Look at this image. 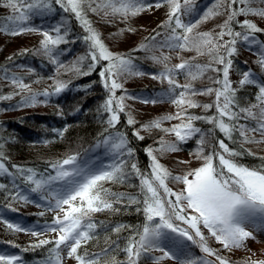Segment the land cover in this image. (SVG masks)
Here are the masks:
<instances>
[{
	"label": "snow or ice",
	"instance_id": "snow-or-ice-1",
	"mask_svg": "<svg viewBox=\"0 0 264 264\" xmlns=\"http://www.w3.org/2000/svg\"><path fill=\"white\" fill-rule=\"evenodd\" d=\"M54 4L74 16L86 33L81 39L87 45V53L70 65L59 59L67 51L60 46L74 42L69 39L71 30L66 18L49 30L29 26L33 17H44L55 11L53 0H3V6L9 8L11 14L0 20V32L12 36L39 32L43 39L37 51L56 65L57 74L63 70L89 76L99 67L98 75L107 97L97 110L106 125L98 147H104L111 162L96 165L81 160L79 153H70L51 162L48 166L51 171L38 172L11 165V169H15L13 172L6 165L8 157L0 146V176L12 178L11 199L43 206L54 213L50 222L33 227L6 220L3 215H0V222L12 232L37 237L35 243L22 249L24 252L52 245L48 256L39 264H65L67 260H74L75 264H143L144 261H151V264L167 261L173 264H234L221 252L246 248V241L255 239L249 225L257 219L264 226V156L259 157L262 161L259 166L241 162L246 155L256 156L246 145L264 144V82L249 69L242 73L238 89L233 87L230 72L238 54V44L250 49L256 46L257 62L264 68V41L256 37L257 33H264V29L249 19H238L241 16L264 17V0H212L195 19L187 20L186 17L196 13L197 0H54ZM161 8L167 9V19L159 26L163 31H155L146 38L147 43L133 51L148 53L146 58L162 67V71L153 74L152 78L168 86L158 98L141 102L167 101L176 111L140 125L132 135L143 141L142 131L156 129L165 135H173L175 140L166 141L161 137L157 142L159 147L148 146L145 152L150 163L148 171H142L133 160L134 149L129 146L127 133L117 129V125L121 113L127 115L129 126L137 124L131 114L126 113L125 102L138 98L127 94L123 81L129 76L145 73L138 70L134 57L109 49L89 19V13L106 22L115 19L127 22L144 12ZM219 16L226 18L217 26L218 32L197 30L201 24ZM172 52H176L179 63H171ZM183 52H195V56L185 59L181 55ZM204 56L208 57L207 63L197 62ZM85 60L90 61L87 71L81 69ZM33 71L28 69L30 73ZM180 77L184 78V83H180ZM205 77L211 86L197 88L196 82ZM49 79L53 82L48 88L35 92L31 84L12 76L14 92L0 95V101L11 100L13 95L23 93L20 106L31 107L37 103L38 96H59L68 89V82L56 76ZM246 85H256L258 93L255 102L242 105L237 93ZM118 91L120 95H117ZM197 96L214 99L211 103L201 104L195 99ZM196 108L206 114L196 115L189 111ZM173 120L178 123L163 126L165 121ZM197 121L211 127H197ZM217 130L222 138L215 135ZM64 131L67 129L58 134L62 136ZM193 139L197 147L190 155L200 162L199 166L188 167L182 174L174 175L160 162L157 154L163 156L181 151V146ZM226 141L239 147H230ZM180 163L190 165L191 161ZM133 176L139 180L137 195L113 192L106 187L109 183L130 182ZM170 183L182 187L174 191L169 187ZM22 186L25 191L20 190ZM128 186L132 185L129 183ZM5 187L0 183V189ZM29 193L35 194L36 198ZM118 205L125 210L137 205L135 211L142 213L144 222L139 226L109 225L94 219L98 213H120ZM8 207L11 208V204ZM44 214L43 211L39 213L40 216ZM124 232L128 235L122 237ZM47 233L55 234L54 238H39ZM101 233L104 234L103 246L99 247ZM209 238L221 248L211 247ZM92 242L97 243L98 251L90 250ZM8 243L14 248L20 247L11 241ZM193 245L204 255L194 256ZM120 253H123V259L119 258ZM254 255L246 257L241 264H264V259H253ZM0 264H25V261L22 255L0 250Z\"/></svg>",
	"mask_w": 264,
	"mask_h": 264
},
{
	"label": "rangeland",
	"instance_id": "rangeland-1",
	"mask_svg": "<svg viewBox=\"0 0 264 264\" xmlns=\"http://www.w3.org/2000/svg\"><path fill=\"white\" fill-rule=\"evenodd\" d=\"M211 1H206L200 4H196V13L192 17H186L185 19H195L199 13L203 11V9L208 6ZM167 9L166 8H161L159 10H154V11H148L144 12L138 17L132 18L128 20L127 22H121L119 19L112 20V22H106V20L101 19L99 16L89 13V19L92 21L93 26L96 28L97 31L101 33V37L104 40V43L109 47V49L115 53H121V54H126L130 52L133 49H138L139 46L142 43H147L146 38L151 37L154 35L155 31H163L159 26L167 19L166 16ZM10 9L7 7L3 6V0H0V20H3L5 17L10 15ZM226 18V16H219L213 19L208 20L207 22L203 23L200 25L198 31H214L218 32L220 29L217 27L219 24L223 23V20ZM254 19L257 23H260L264 20L259 19ZM264 18V17H263ZM67 19V18H66ZM111 19V18H109ZM33 18L29 21V26L35 27L37 29H43V30H49L51 26H54L58 24L59 22H53L51 26L48 27H42V24L38 23L37 26L30 24L32 22ZM61 22V21H60ZM79 21H78V23ZM41 26V27H40ZM70 27V24H69ZM79 30H81V35L80 37H83L86 35L84 29L81 27V25L78 27ZM133 29V31H127V29ZM71 29V27H70ZM121 29H124L125 31H121ZM71 34V33H70ZM74 38L73 36L69 39L72 40ZM162 37H157V39H161ZM43 39L42 35L39 32H25L22 35L18 36H12L5 34L3 32H0V62L6 63L10 61L13 57L15 56H21L22 54L28 52V51H33L34 55L36 53L37 58L43 60L45 64L51 65L53 70L55 71L54 76L62 77L64 74H71L75 76H80L72 72H64L61 70L59 74L56 72V65L51 64L47 57H45L42 53H39L37 50L40 48V41ZM79 39V38H78ZM82 40V39H79ZM61 49H67L68 44L66 45H61ZM64 47V48H63ZM84 47V48H82ZM78 49L76 48L77 51H74L72 54L68 56V58L63 59L62 55L59 57V59L65 63L66 65H70L78 57L85 56L84 52L87 49V45H83ZM167 51V50H166ZM66 52V51H65ZM64 54V52H63ZM159 55V52L156 53ZM148 53H146L143 50L136 51V53L132 56L134 57V63L137 66L138 70L142 71L145 73V75L141 76H129L127 77L123 83H124V89L126 90L127 94L132 97H137L138 99H127L126 100V113H130L131 116L137 121V125L135 128H139L140 125L145 124L149 121L155 120L159 117L166 116L168 114H174L176 111V108L174 105L167 101L163 102H158V103H143L141 102L143 99H152V98H158L166 89H167V84L166 83H161L160 80L158 79H153L152 75L157 74L160 71H162V67L158 64L153 63L150 59L146 58ZM173 59L171 63H179L180 61L176 58V52L171 53ZM181 55L187 59L189 57L195 56V52H183ZM197 62L203 64L208 62V57H199ZM19 69H16V71H13L14 74H24L28 75L31 80H34L35 82V70L33 72H28V69L18 67ZM99 70V69H98ZM233 69L230 73V79L233 82V87L240 88L239 86V80L242 78V73L239 72H233ZM31 75V76H30ZM98 75V71H97ZM209 75H214L209 73ZM33 76V77H32ZM99 77V75H98ZM100 78V77H99ZM59 79V78H58ZM180 83H184L185 80L183 77H180ZM53 81H49V84L51 85ZM101 84V81H99ZM12 85V84H11ZM7 84V86H11ZM102 85V84H101ZM13 86V85H12ZM195 86L197 88H203L210 85V81H208L207 77L202 79L201 81H197ZM12 88V87H11ZM245 90V88L242 89V91ZM10 94L14 92V90H9ZM246 91V90H245ZM95 92V91H94ZM121 92L118 91L117 95H120ZM213 97H208V96H197L195 99L203 104V103H210V100ZM104 101H101V104ZM94 104V103H93ZM97 104V103H96ZM100 104V105H101ZM99 106L96 108V113L94 112V107H92V112H93V121L100 123L102 120L101 114L97 111L99 109ZM64 106V105H60ZM30 107L23 106L21 107L20 110V115H29L32 116V113L35 112L34 107L29 110ZM63 112H71L72 109L68 106L65 105V110L62 109ZM90 110V111H91ZM189 111L193 114L196 115H204V112L200 108L196 109H189ZM96 114V116H95ZM125 117L127 118V115L123 113ZM206 114V113H205ZM2 117H11L9 114L3 113ZM200 122L202 121H197L196 126L201 127L202 129H208V127L200 126ZM178 123V121H165L164 122V127H170L172 124ZM28 126L31 125L32 130L35 131V123L32 121L26 122ZM134 128V130H135ZM73 125H71V128H69V135L67 138H74L76 130L73 129ZM141 135L145 136V139L142 141L143 145V152L145 154V171H148V165L150 163V159L147 156L145 149L148 146H152L154 148L159 147V144L157 143L161 137L164 138L166 141H174L175 137L173 135H165L163 132L153 129L151 132H141ZM216 136H219L222 138V134L219 133L217 130L215 133ZM12 139V138H9ZM20 140V139H19ZM21 141V140H20ZM63 141V140H62ZM64 142V141H63ZM229 143V145H233L230 142L226 141ZM21 145L27 148H34L35 145H30L28 146L25 144L23 141H21ZM65 143L60 146L64 147ZM182 150L178 152H168L165 153L163 156L158 155V158L160 159V162L168 168L174 175L175 174H182L184 171L188 169V167H197L199 166V161L193 160L192 156L190 153L195 150L197 147L195 139L189 141L186 144H183ZM247 148H250L252 151L258 154L259 156H264V144L256 145V144H249L246 145ZM2 151H4L2 149ZM35 152V150H33ZM27 152L24 150H15V154H19L24 158H29L35 153ZM99 152V153H98ZM96 152V150H93L92 153L88 155V160L86 161H91L95 163L96 165H105L110 163V156L106 153L104 147H101V150ZM247 158H250L249 155L246 156ZM254 157V156H251ZM180 161H191L190 165L182 164ZM132 162V161H130ZM247 165V163H246ZM51 171V169L49 170ZM14 172V171H13ZM4 179H6L7 182H9V177L3 176ZM12 179V178H11ZM1 183V182H0ZM18 183V181H17ZM129 183L132 186H128ZM139 180L135 178L134 176L132 177L130 182H126L125 184H106V187H109L113 192L117 193H129L133 195H137L139 193ZM169 187H171L174 191H178L182 186L177 185L175 183H170ZM21 191H25V188L22 186ZM13 194V187L7 188V190L4 192L3 189H0V215H3V217L6 220L10 221H16L23 223L29 227L36 226L37 224L43 225L45 222H50L52 220V217L54 213L48 212L45 210V208L42 207H37L33 203H24L21 201H16L11 199V195ZM32 195L33 198L35 199L36 196L35 194H30ZM39 203L43 204L42 201H38ZM3 204L4 206H2ZM11 204V208L17 209V211L12 212L11 208L8 207V205ZM3 207L4 209H1ZM121 207V212L118 214H112L108 212H103V213H98L100 218L103 217V219H112V220H120L121 216H133V219L138 217L144 222V217L142 213H137L135 211V208L137 206L132 205L131 207L127 208L126 210L124 209L123 206ZM6 208V209H5ZM45 212L43 216H40V212ZM21 215V217L19 216ZM27 219H26V218ZM132 220V219H131ZM128 221V224L130 223L132 226H138L134 225L133 221ZM108 221V220H107ZM126 224V223H122ZM249 229L253 230L255 239H249L246 241V248L242 249H234L231 252L229 251H222L221 254L228 257L230 260L235 261L237 264H241V262L248 256H250L252 253H255V255L252 257L253 259H264V226H262V223L259 219H257L254 223H251L249 225ZM0 235L3 236V238H0V240H4L6 242H13L15 244H18L21 246V248L24 249L27 248L30 244L35 243V238L30 234L27 233H16L8 230L3 222H0ZM205 235L207 236V231L205 230ZM50 236L51 238H54L55 234L53 233H47L44 236L39 237L40 239L47 238ZM102 239V238H101ZM100 239V241H101ZM214 240L209 238V245H214ZM94 243V242H92ZM9 244V243H8ZM215 248L220 249L221 246L215 242ZM194 245L191 246V250L193 255L195 256L197 254V250L193 249ZM20 248V247H19ZM51 248V246L47 247L46 254L45 256L35 254L32 257H29L27 260L24 259L25 264H39L40 261H43L47 256H48V249ZM1 250H7L10 253H16L14 249L12 248H4L0 245ZM250 250V251H248ZM199 251V250H198ZM196 252V254H195ZM202 253V252H201ZM18 255H20L18 253ZM155 255H159V253H156ZM123 259V258H120ZM148 262V263H147ZM65 264H75L74 260H67ZM143 264H151V261H144ZM165 264H173L171 261L165 262Z\"/></svg>",
	"mask_w": 264,
	"mask_h": 264
},
{
	"label": "trees",
	"instance_id": "trees-1",
	"mask_svg": "<svg viewBox=\"0 0 264 264\" xmlns=\"http://www.w3.org/2000/svg\"><path fill=\"white\" fill-rule=\"evenodd\" d=\"M206 1L209 2L211 0H197V5ZM53 7L55 9L53 13L44 17H33V20L32 22H30V24H35V26H37L38 23H40L42 24V27L45 28L51 26L53 22L60 23L62 19L67 18V21L71 27L70 38L73 36L74 38H72V41L74 42H70L68 44V48L66 49L67 51L62 54V58L66 59L74 51H77V47L79 49L80 47L85 45V43L83 42V40H79L81 39V30H79L78 28L80 25L77 24L78 21L75 19V17L71 16L68 13H64L58 5L54 4V0ZM256 17L258 16H241L238 19H249L252 22L256 23L258 27L264 29V21L257 23L254 20L257 19ZM258 18L264 20L263 17ZM236 30H240L238 26L236 27ZM256 37L258 40L264 41V33H257ZM237 47L238 54L234 58L233 72L243 73L244 71L250 69L253 73H255L259 81L264 82V68H261L260 64L257 62L259 56L256 46H253L250 49L244 44H238ZM133 50L126 53L125 55L133 56L136 53V51ZM33 53V51H28L21 56L13 57L6 63L0 62V95H8L10 94L9 90H14V86L11 85L12 76L20 77L24 80V82L31 84V87L35 92H42L44 89L49 87V81H52L51 79H49V77H54L55 71L53 70L51 65L45 64L43 60L37 58L36 53L35 55ZM86 53L87 49L85 50L84 55H86ZM89 62L90 61L88 60L83 61L81 65V69L83 71H87V64ZM18 67L34 69L35 82H33L34 80H31L27 74H14L13 71L19 69ZM98 69L99 67L97 68V71H99ZM97 71H94L89 76H75L71 74H64V76L58 77L60 80L68 82V89L59 96H52L49 98L38 96L37 103L29 108V110H31V108L33 107L35 108L33 109L35 110V112L32 113V116H19L21 107H23L20 106L22 96L24 95L23 93L21 95H13V98L11 100L0 101V146H2V149L4 150L3 152L8 157L5 163L7 166H9L10 169L11 165H19L24 168H33L38 172H44L46 169L49 171L50 168L48 166L51 162L59 160L67 154L79 153L81 160L86 161L88 160V155L92 153L93 150H96V152L101 150L102 146L98 147V144L102 139L101 133H103L106 125L102 123V120L98 124L97 122L93 121L94 116L92 117L93 112L91 109L92 107H94L93 110L94 112L96 111V108L101 104V101H104L106 99L107 92L99 83L100 78L97 75ZM7 84L11 86H7ZM243 88H245L246 91H242ZM243 88L240 89L237 93L238 97L240 98L241 104L246 105L249 101L255 102V96L258 93V87L256 85H246ZM213 99L214 97L210 100V103L213 101ZM65 105H68L72 109V111L63 112L62 109L65 110ZM3 113L9 114L11 115V117H2ZM30 121L35 123V131L32 130L33 127H31V125L28 126L26 124V122L30 123ZM126 121L127 118L123 113H121V118L119 124L117 125V129L127 133L129 146L134 149L133 160L138 164L142 171H145V154L142 147L143 142L132 135V132L134 131V128L137 124L134 126H129ZM71 125H73V129L76 130L75 137L67 138ZM199 125H205V127L208 128L211 127V125L205 124L204 122H200ZM65 128L67 129V131H64L62 136L59 135L58 132L64 130ZM19 139L28 146L35 145V147H24L21 145V141ZM64 143V147L60 148V146ZM229 146L236 148L239 147V145ZM15 150H24L28 153L35 150V152L33 151L35 155L29 158H24L19 154L14 155L13 153ZM246 156L242 158L241 162L244 164L247 163L248 166L255 167L259 166L262 163L259 158L261 156H259L258 154L254 157L250 156V158H247ZM11 171L15 172V169H11ZM0 182L6 186L5 189H3L4 192L7 190V188L11 186L13 187L11 178L9 179V182H7L3 176H0ZM1 205L4 206L3 204ZM94 219L96 221H103L109 225L117 223H126L127 225H131L130 223L128 224V221H130L131 219L134 225L139 226L143 223L142 217L140 220L138 215L136 219H133V216H121L120 220L118 221L109 218L103 219V217L100 218L99 214H96ZM103 235L104 234L101 233L102 239L98 242L99 247L103 246ZM127 235V232L121 234L122 237ZM0 238H3V236L0 235ZM47 239L53 238L48 236ZM113 239H115V236H113ZM0 241L3 243H8L2 239ZM36 241L37 238H35V242ZM49 246L52 247V245H47L44 248L26 252L22 251L23 248H21L20 246V248H15V250L17 253L22 255L24 259L27 260L29 257H32L35 254L43 256L47 255L45 249H47V247ZM99 247L97 246L96 242L90 244V250L92 251H98ZM211 247H216L215 242L214 245H211ZM193 249L197 250V254L195 252V256L204 255L203 253L198 251L199 249L196 246H194ZM119 258H123V253H120ZM233 262L234 264H237L235 261Z\"/></svg>",
	"mask_w": 264,
	"mask_h": 264
},
{
	"label": "flooded vegetation",
	"instance_id": "flooded-vegetation-1",
	"mask_svg": "<svg viewBox=\"0 0 264 264\" xmlns=\"http://www.w3.org/2000/svg\"><path fill=\"white\" fill-rule=\"evenodd\" d=\"M12 249H14L15 250V248H12ZM16 251V250H15Z\"/></svg>",
	"mask_w": 264,
	"mask_h": 264
}]
</instances>
